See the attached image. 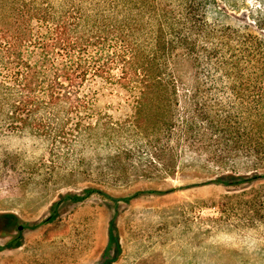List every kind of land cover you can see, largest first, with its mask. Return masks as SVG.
Listing matches in <instances>:
<instances>
[{
    "label": "rangeland",
    "instance_id": "374dc122",
    "mask_svg": "<svg viewBox=\"0 0 264 264\" xmlns=\"http://www.w3.org/2000/svg\"><path fill=\"white\" fill-rule=\"evenodd\" d=\"M38 1L81 8L89 18L131 6L129 16L141 22L136 39L145 48L154 35L153 5L188 2ZM199 14L213 31L209 49L222 44L223 28L251 23L264 29V0H214ZM232 42L217 50H238ZM179 69L191 67L181 63ZM89 87L91 116L81 123L90 132L77 131L74 117L55 113L62 108L33 115L21 130L18 121L0 116V215L17 218L15 227L0 220V264H264V178L212 183L224 166L187 151L175 160L164 153L159 163L154 106L145 108L150 114L140 117L145 127L137 130L136 104L124 91L100 81ZM226 166L240 175L253 170L244 160ZM87 190L95 191L80 202L63 199Z\"/></svg>",
    "mask_w": 264,
    "mask_h": 264
},
{
    "label": "trees",
    "instance_id": "16d2710c",
    "mask_svg": "<svg viewBox=\"0 0 264 264\" xmlns=\"http://www.w3.org/2000/svg\"><path fill=\"white\" fill-rule=\"evenodd\" d=\"M198 1L153 5L154 35L145 48L137 42L141 22L129 16L131 6L113 7L108 17L97 12L89 18L77 7L0 0V116L18 121L21 130L33 115L62 108L55 113L74 117L77 131L90 132L81 123L91 116L92 97L86 89L100 81L117 86L135 102L137 130L145 127L139 123L150 112L145 108L154 106L158 162L164 153L175 160L187 151L224 166L212 183L236 186L264 178L263 24L223 28L218 34L224 41L209 49L206 41L213 31L202 14L196 17L214 0ZM232 40L238 50H217ZM181 63L191 69L180 70ZM238 160L252 167L251 176L226 166ZM94 191L63 199L77 203ZM0 220L10 227L17 223L12 214H2ZM109 241L115 243L111 233Z\"/></svg>",
    "mask_w": 264,
    "mask_h": 264
},
{
    "label": "water",
    "instance_id": "95a60500",
    "mask_svg": "<svg viewBox=\"0 0 264 264\" xmlns=\"http://www.w3.org/2000/svg\"><path fill=\"white\" fill-rule=\"evenodd\" d=\"M22 229V227H18V230H21Z\"/></svg>",
    "mask_w": 264,
    "mask_h": 264
}]
</instances>
